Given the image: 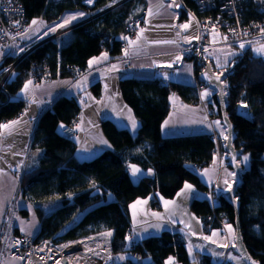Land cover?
Wrapping results in <instances>:
<instances>
[{
    "label": "trees",
    "instance_id": "1",
    "mask_svg": "<svg viewBox=\"0 0 264 264\" xmlns=\"http://www.w3.org/2000/svg\"><path fill=\"white\" fill-rule=\"evenodd\" d=\"M18 1L29 26L38 18L52 24L69 11L85 12L88 18L71 28L69 35L61 34L35 46L15 65L3 84L4 90L15 98L6 100L4 93L0 94V124L25 109L26 102L18 98L17 93L27 82L31 65L37 66L36 71L47 72L51 80L78 78L86 71L88 61L100 52L107 51L112 58L120 54V43L128 32L129 21L142 16L146 8L145 0H93L91 4L86 0ZM182 1L201 16L193 0ZM242 3L239 17L242 24L262 18L251 0ZM36 42H24L21 47L25 51ZM213 60L209 63L214 73H224L225 111L233 126L232 144L237 158L241 153H249V167L240 170L241 182L235 190L241 238L248 254L264 264V58L245 48L242 54L233 55L225 66ZM13 61L15 58L8 56L0 70ZM203 70V65L195 64L196 79L206 86L208 84L199 79ZM90 90L94 96H99L100 84L93 83ZM119 92L138 120V129L132 134L111 120L103 119L100 128L110 148L90 159L76 157L74 140L64 137L59 127L77 120L81 108L74 97L58 96L40 113L31 145L40 148L42 154L37 166L21 174L19 180L22 197L36 206L39 229L34 238L36 242L52 239L63 243L111 231L107 243L113 255L125 257L120 264H163L170 256L180 264H191L187 246L178 232L163 231L143 239H126L131 234L128 206L136 198L153 192L172 198L185 181L206 192L208 188L196 170L209 166L217 149L230 168L226 140L209 133L161 135V124L170 108L169 94L176 92L186 103H197L199 97L193 85L172 82L169 86L155 78L124 77L119 81ZM213 102L216 107L213 116L222 123L216 91ZM241 104L248 106L250 120L236 114ZM132 164L151 169L153 175L133 181L128 170ZM68 194H73L72 200L67 199ZM190 209L202 221L205 230L220 228L219 221L223 219L234 226V209L223 199L222 193L214 208L207 197H196ZM21 211L27 214L24 209ZM218 212L224 216L216 218L213 214ZM135 253L139 258H134ZM198 261L213 264L206 255H199Z\"/></svg>",
    "mask_w": 264,
    "mask_h": 264
},
{
    "label": "crops",
    "instance_id": "2",
    "mask_svg": "<svg viewBox=\"0 0 264 264\" xmlns=\"http://www.w3.org/2000/svg\"><path fill=\"white\" fill-rule=\"evenodd\" d=\"M180 1L145 0L146 8L142 15V24L138 26L132 37L125 39V48L121 50L120 54L112 58L107 51L100 52L94 57L99 58L102 53H107V59H100L91 66L88 63L86 71L78 78H57L44 82L46 84H31L27 93L21 92L23 85L17 93V97L26 102L25 109L15 118L3 124L15 120L20 122L10 129L0 128V177L5 179L4 182L6 180L11 182L8 177L10 179L14 177L19 188L18 173L23 174L30 171L38 164L42 150L32 146L31 140L38 117L44 110L43 98H46L51 104L56 97L65 95L74 97L79 103L81 110L76 120L77 127L79 126L78 134L73 140L76 144L75 155L78 159L83 160L110 148V143L100 131V123L103 119L111 120L132 134H135L138 129V127L135 130L131 128V118L137 121L138 126L139 122L134 117L132 110L123 102L119 92V81L122 78H155L182 85L195 84L197 79L194 65L183 51L184 47L196 35V20L191 17L192 22L187 29L179 27L190 20V16L181 14ZM173 5H180V7ZM149 9H151V14ZM142 29L143 34L138 39V34ZM177 33L180 34L177 35ZM130 40L136 41V43L129 44ZM166 41H175V43H165ZM126 49L128 50L127 55H125ZM216 53L213 61L219 65H221L222 57L233 55L231 51L219 52L218 50ZM177 57L180 59L177 60ZM113 65L116 66L115 69H113ZM96 82L101 87L99 96H94L90 90V86ZM201 90L198 95L199 100L194 104L186 103L176 92L169 94L170 108L160 128L163 137L196 133H209L217 137H224L225 126L223 127L222 123L220 126L212 123L220 121L219 118L213 116L216 109L213 102L215 90L214 88L207 90L212 94L205 99H201V93L206 90ZM165 121L168 123L165 124ZM205 169L208 170L207 175L203 174ZM128 170L131 173L130 167ZM148 170L141 172L142 174L138 175V178L144 175L152 176V170L151 173ZM196 173L202 183L215 193L214 203L220 193H226L223 191L226 187L224 181L232 183L233 180L229 175L232 172H229V167L226 165L220 149H217L213 155L210 165L196 170ZM186 182L181 185L172 198H164L158 192H153L146 197L133 200L128 206L131 221L129 237L143 239L159 235L163 231L178 232L187 246L190 260H192L191 264H200L199 255L209 256L213 264H244L240 256L234 252L235 231L229 232L227 225L230 223L226 224L224 230L220 228L205 230L202 221L191 211L192 200L196 197L208 198V192L199 191L193 184L187 182L192 185V191H185L183 194L177 195L184 189ZM215 188L220 189L218 194ZM2 189L0 182V190L2 191ZM137 201H141V203H137ZM165 201L173 203L166 207ZM154 213H158L162 219L153 215ZM157 224L161 226L158 229L154 227ZM213 233H217V235L214 236ZM204 237L210 239H204ZM225 244L228 247H224ZM189 245L192 248L191 253ZM173 258L174 264H180L175 257Z\"/></svg>",
    "mask_w": 264,
    "mask_h": 264
},
{
    "label": "built area",
    "instance_id": "3",
    "mask_svg": "<svg viewBox=\"0 0 264 264\" xmlns=\"http://www.w3.org/2000/svg\"><path fill=\"white\" fill-rule=\"evenodd\" d=\"M56 3L62 0H52ZM244 0H193L199 15L191 8L185 5L181 0V8L185 15L194 17L196 20V35L195 38L184 47V54L195 64L206 63L216 56L219 49H226L231 51V54H242L245 48H251L252 45H264V0H251L255 5L256 11L262 15L260 20L250 21L248 24H242L239 20L240 13L242 12V2ZM40 20V19H39ZM17 21L19 23H17ZM142 16L134 18L128 23V32L122 36L120 49L125 48V39L132 37L142 24ZM30 26L26 23V18L22 6L18 0H0V65L5 61L8 56H13V61L5 69L0 70V94L4 93L6 100L14 99L12 96L3 89V84L9 74L12 72L15 65L25 57L28 50L21 51V41L28 35ZM60 33H55L47 38H44L40 43L52 39ZM198 37V38H197ZM38 42V43H39ZM244 44L245 47L241 49L240 45ZM36 46V45H35ZM37 66L31 65L28 70V80L31 84L51 81L47 72L41 70L36 71ZM79 68H75L76 74ZM162 84L171 85L172 82H165L158 80ZM196 94L203 88V84L198 80L193 85ZM199 97V96H198ZM42 104L45 108L50 107V103L46 98L42 99ZM62 135L67 139H74L78 134V127L76 121L70 125H65L61 129ZM217 151V150H216ZM21 176V173H18ZM209 193H214L213 190L208 189ZM73 194H68L67 199L72 200ZM211 206L214 208V198L209 199ZM216 218L223 217L224 213L218 212L217 215L213 214ZM227 221L220 220L219 225L224 230V225ZM20 243L17 244L16 241ZM90 244L93 247L92 252L86 251H71L66 254L65 258L67 264L71 262L78 264L74 258L78 260L82 258L80 264H120L121 260L118 255H113L111 246L105 243L103 238L97 234H90L84 237H79L63 243H58L52 239H44L36 242L34 236H29L23 233H16L10 237L9 251L10 257L16 258L19 264H46L47 260L51 264H57L61 258L58 254L66 249H74L78 246H85ZM134 258H139V254L135 253Z\"/></svg>",
    "mask_w": 264,
    "mask_h": 264
},
{
    "label": "rangeland",
    "instance_id": "4",
    "mask_svg": "<svg viewBox=\"0 0 264 264\" xmlns=\"http://www.w3.org/2000/svg\"><path fill=\"white\" fill-rule=\"evenodd\" d=\"M79 13H85V12H82V11L65 12L60 16V18L57 21H55L52 24L45 23L44 21L39 20V18L36 19L40 23L33 26L32 22H31V26H30L31 29L29 30L28 35L24 38V40L21 41V43H24V42L26 43L29 41L30 42H33V41L36 42L37 41L35 44L37 46V45H39V43L41 41H43L44 38H47L52 34L59 32L60 35L61 34L62 35H69L71 28H73L76 24H79L88 18L87 13H85L86 15H84V16L78 17V19L72 21L69 25L65 26L64 28H57V30L55 32H50L49 29H51L52 27H55V25H57L58 23H62L64 21V19H66L67 17L72 16V15H77ZM36 29H39V30L37 31ZM45 33H48V34L46 35ZM35 45L32 47H35ZM252 46L253 47H251L250 49H252L253 53L259 57L264 58V54H258L254 51L255 48L260 47V46L259 45H255V46L252 45ZM221 51L229 52L230 50H228V48H226L225 50L219 49V52H221ZM232 56L233 55H227V57L226 56L222 57L221 62H220L221 67L227 65L229 59ZM222 81H223L222 84L225 87L226 82L224 80H222ZM37 84H46V83L41 82V83H37ZM3 89H4V87H3ZM211 89H212L211 86L206 85L201 91L211 90ZM223 127H224V125H223ZM224 130L226 132L225 127H224ZM100 131H101V129H100ZM225 132H224V134H225ZM101 134L103 135V133H101ZM224 137H225V135H224ZM244 155L249 156V153L248 152L241 153V154H239V156L237 158V160L241 161V163L239 165L240 169H246L249 167V160H248L246 166L242 162V157ZM92 157L93 156H88V159H90ZM136 167H138V166H136ZM139 169H141V168H139ZM144 171H145L144 169H141V172H144ZM229 172L233 173V171L230 168H229ZM18 177L20 180L21 176H18ZM131 177H132L133 181H136L138 179V177H133L132 175H131ZM8 179L11 180V182H9L8 180H6L4 182L5 179H2L0 177L1 186L3 187L2 191L0 190V264H19L18 259L10 257L8 254L10 237L15 232L27 234L29 236H35L38 233V229H39V219H38L36 211H35L36 206L34 204H32L31 202L27 201L24 197H22L21 192L19 191L16 179L14 177H12V179H10L8 177ZM232 179H233V177H232ZM215 191L218 194L220 189L215 188ZM22 209H24L27 212L26 215L22 214L23 213V211H21ZM226 224L227 223H225L224 226H226ZM229 225L231 226V229L233 231H235L234 226L232 224H228L227 227ZM106 232H108V231H101L100 233H97V235L100 238H103L105 243L107 244V239L109 236L104 235V233H106ZM170 257H172V256H170ZM168 258H166L165 260H168ZM74 261L78 262V264H80V262L82 261V258L79 260L77 258H74ZM163 264H165V263H163Z\"/></svg>",
    "mask_w": 264,
    "mask_h": 264
},
{
    "label": "snow or ice",
    "instance_id": "5",
    "mask_svg": "<svg viewBox=\"0 0 264 264\" xmlns=\"http://www.w3.org/2000/svg\"><path fill=\"white\" fill-rule=\"evenodd\" d=\"M86 2L89 3V4H91V3H93V0H86ZM113 2H115V0H113ZM173 6H175V7H180V5H173ZM149 13L151 14V9H149ZM84 15H86V14H85V13H79V14H77V15L69 16V17H67L66 19H64V21H63L62 23H58L57 25H55V27H52L51 29H49V31H50V32H55V31L57 30V28H64L65 26L69 25L72 21L78 19V17H80V16H84ZM191 22H192V21H191V17H190V20H189L188 23H185V24L179 25V27H180L181 29H187V28L190 26ZM17 23H19V22L17 21ZM38 23H40V22L37 21V20H33V21H32V25H33V26H34V25H37ZM36 30L38 31L39 29H36ZM262 31H264V30H262ZM45 34L47 35L48 33H45ZM142 34H143V29L141 30V33L138 34V39H139V36H141ZM179 34H180V33H177V35H179ZM197 38H198V37H197ZM124 39H127V38H124ZM135 43H136V41H131V40L129 41V44H135ZM157 43H159V42H157ZM165 43H175V41H166ZM240 47H241V49H243V48L245 47V45H244V44H241ZM21 51H23V49H21ZM254 51H255L256 53H258V54H264V45H261L260 47L255 48ZM127 54H128V50L126 49V50H125V55H127ZM100 59H107V53H102V54H101V57H99V58H98V57H93L91 60L88 61L89 66H91V65H92L93 63H95V62H98ZM176 59L179 60L180 57H177ZM168 66L171 67V65H168ZM112 67H113V69H115L116 66L113 65ZM218 67H219V65H218ZM205 75H207V73H206ZM223 75H224V73L221 72V73H219V74H217V75L215 76V79H216L217 81H220L221 83H223V81L221 80V77H222ZM31 83H32L31 81H27V82H25L24 87L21 89V92H22V93H27V92L29 91V86L31 85ZM78 83H79V82H78ZM211 94H212V93H210V92H208V91L206 90L205 92H202V93H201V99H205V98H207V96H209V95H211ZM221 95H227V93H224V92L222 91V92H221ZM240 107H241L242 109H246L248 106H247L246 104H241ZM129 111H130V110H129ZM242 114L245 115V116L247 115L246 112H245V113H242ZM225 119H227V117H225ZM19 122H20L19 120H15V121H10V122L7 123V124H0V128H3V129H10V128H12L14 125L18 124ZM167 123H168V121H165V124H167ZM201 123H203V121H201ZM212 123L215 124V125H217V126H220V124H221L220 121H213ZM59 127H60L61 129H63V128H64V125L61 124ZM78 127H79V126H78ZM137 127H138L137 121H136L134 118H131V128H132L133 130H135ZM162 127H163V126H162ZM209 127H211V125H209ZM227 128H231V125H230V124L227 125ZM224 139H225V140H228L229 137H228V136H225ZM102 142H103V143H107L106 141H102ZM232 159H233L234 165H235L236 167H239L241 161L237 160V157H236V156H233ZM248 160H249V156H248V155H244V156L242 157V162L245 164V166L247 165ZM129 167H130V169H131V175H132L133 177H138V175H141V174H142V173H141V169H139L138 167H136V165H130ZM148 171H149V173H151V169H149ZM203 174H204V175H207V174H208V170L205 169ZM229 175L233 177V180H232V183H228L227 180L224 181L226 187L223 189V191L226 192V193H231V192L233 191V185L237 182V181H236V176L238 175V173L233 172V173H229ZM93 186H94V185H93ZM185 191H187V192H191V191H192V185H190V184H188V183L186 182L185 185H184V189H182L180 193H177V195L179 196V195L183 194ZM214 196H215V193H209L208 198H209V199H213ZM137 203H141V201H137ZM164 203H165V206L167 207V205H169L170 203H173V202H172V201H165ZM153 215H156L157 217H159V214H158V213H154ZM159 218L162 219V217H159ZM154 227H156V228L158 229V228H160L161 226H160L159 224H157V225H154ZM228 228H229V232H231L232 229H231V226H230V225L228 226ZM104 235H106V236H111L112 233H111V231H108V232L104 233ZM213 235L215 236V235H217V233H213ZM126 239H131V237H126ZM204 239H210V238H209V237H204ZM16 243L19 244L20 241L17 240ZM223 246H224V247H228L227 244H225V245H223ZM233 247H235V245H233ZM90 251H91V250H90ZM191 251H192V248H191V245H189V252L191 253ZM119 259H120V260H124L125 257H124V256H120ZM57 264H60V262L57 261ZM165 264H174V258H173V257H169L168 260L165 262ZM252 264H256V262H255V261H252Z\"/></svg>",
    "mask_w": 264,
    "mask_h": 264
},
{
    "label": "water",
    "instance_id": "6",
    "mask_svg": "<svg viewBox=\"0 0 264 264\" xmlns=\"http://www.w3.org/2000/svg\"><path fill=\"white\" fill-rule=\"evenodd\" d=\"M199 65L204 66V70L199 74V79L203 83H207L209 86L214 88V90L217 93V99L220 107L221 112V120L223 125L226 128L227 136L229 137L228 140L225 142V150L228 154V161L229 166L233 170V172L238 173L236 176V183L233 185V191L231 193H224L223 199L232 205L234 209L235 214V220H234V227H235V247L234 252L240 256L244 264H252V261H255L247 252L246 248L243 245L242 238H241V232H240V223H239V205L238 202L235 200V190L238 187V185L241 182V172H240V166L236 167L233 162V156L237 157V150L233 147V138H234V130L232 123L230 122L229 118L226 116V98L225 95H221V92H224V86L220 81H217L215 79V76L217 75L214 73L211 64L209 62L206 63H199ZM207 73V75H205ZM222 80V77H221ZM247 113V115H243L242 113ZM236 114L244 119L250 120L251 114L249 113L248 107L246 109H242L240 105L236 109ZM227 117V119H225ZM231 125V128H227V125ZM256 264H260L259 262L255 261ZM60 264H67V261L65 258H61Z\"/></svg>",
    "mask_w": 264,
    "mask_h": 264
},
{
    "label": "bare ground",
    "instance_id": "7",
    "mask_svg": "<svg viewBox=\"0 0 264 264\" xmlns=\"http://www.w3.org/2000/svg\"><path fill=\"white\" fill-rule=\"evenodd\" d=\"M40 44V43H39ZM86 251V252H94L93 251V247L90 245V244H88V245H85V246H78V247H76V248H74V249H66V250H63V251H61L59 254H58V257H65L66 256V254L67 253H69V252H71V251ZM91 250V251H90ZM47 263L46 264H51V262L49 261V260H47L46 261ZM70 264H73L72 262L70 263Z\"/></svg>",
    "mask_w": 264,
    "mask_h": 264
}]
</instances>
